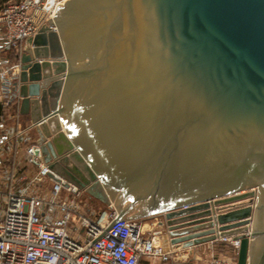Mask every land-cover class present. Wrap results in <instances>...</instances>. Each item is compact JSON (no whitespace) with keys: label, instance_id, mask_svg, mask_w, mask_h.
Segmentation results:
<instances>
[{"label":"water","instance_id":"water-1","mask_svg":"<svg viewBox=\"0 0 264 264\" xmlns=\"http://www.w3.org/2000/svg\"><path fill=\"white\" fill-rule=\"evenodd\" d=\"M14 86L53 181L173 249L264 264V0H67ZM162 225V222L160 223Z\"/></svg>","mask_w":264,"mask_h":264},{"label":"built area","instance_id":"built-area-1","mask_svg":"<svg viewBox=\"0 0 264 264\" xmlns=\"http://www.w3.org/2000/svg\"><path fill=\"white\" fill-rule=\"evenodd\" d=\"M67 0H14L0 10V122L16 103L15 83L21 72L22 43L44 26L55 30L53 15L60 3ZM17 59L6 62L4 55ZM5 61V63L3 62ZM14 120L15 136L23 137L25 164L35 170L30 179L27 173L19 174L14 166L8 185L0 182V264H187L188 256L167 249L134 219L118 221L107 231L105 228L117 217L114 208L95 218L83 214L79 202L81 191L73 186L65 187V181H53L44 163L36 140L26 137L34 126L23 127L17 114ZM20 153V152H19ZM1 157V155H0ZM14 157H18V152ZM30 168V169H31ZM16 179L28 180V187L15 191ZM51 181L49 198L43 199L26 191ZM31 185V186H30ZM46 210V211H45ZM228 242L235 257L209 258L205 264H236L239 240L222 238Z\"/></svg>","mask_w":264,"mask_h":264},{"label":"rangeland","instance_id":"rangeland-1","mask_svg":"<svg viewBox=\"0 0 264 264\" xmlns=\"http://www.w3.org/2000/svg\"><path fill=\"white\" fill-rule=\"evenodd\" d=\"M9 1H14V0H9ZM8 1V2H9ZM6 4V3H5ZM26 41V40H25ZM25 41L22 43L21 46V51L23 50V47L25 45ZM23 52V51H22ZM21 52V55H22ZM13 55L7 54L4 55L2 58L3 60H5L6 62H10L13 61L14 57H12ZM15 59H17V57H15ZM5 61H3L5 63ZM22 148V144H20L18 146V157H14L13 154L9 155V154H5L4 155V162H0V180H3V176H7V173L9 171L12 170V168L15 166L17 168V166L19 165L20 168V172H25L28 169H30L31 167L29 166H24L25 164V159H24V155L23 152L20 151V149ZM20 152V153H19ZM14 161V164H13ZM31 170H33V173L35 172L34 169L31 168ZM22 184V185H21ZM28 180H20L18 181V186L21 188H26L28 187ZM31 186V185H30ZM31 189H29V191H26V194L29 195H35L38 196L40 198H43L41 196H46L45 198H48L49 195V189H46L44 187L41 186V184H37L35 187L31 186ZM17 190L19 189L18 187L16 188ZM47 190V191H46ZM79 202L81 203V205L84 206V208L82 209L83 214H85L86 216H90V218H95L96 216L100 215L103 212H108V208L107 206L103 205L102 203L88 197L86 194H84L83 192H81V196L79 198ZM0 210H1V204H0ZM46 211V210H45ZM1 214V212H0ZM136 221H138L139 223H141L143 225V227L145 228L146 231H148V233L150 235H152L157 227L160 225L158 223L163 222V219L161 216H143V217H136V218H132ZM231 258V257H235L234 256V252L230 246V244L228 242H218L215 245H213V247L211 249H209L208 251H206L201 258H199L197 261L193 260L192 258H188L187 260V264H205L206 261L211 258ZM237 258V257H236Z\"/></svg>","mask_w":264,"mask_h":264},{"label":"crops","instance_id":"crops-1","mask_svg":"<svg viewBox=\"0 0 264 264\" xmlns=\"http://www.w3.org/2000/svg\"><path fill=\"white\" fill-rule=\"evenodd\" d=\"M16 103H14L11 108L8 110V112L6 113L5 117H4V122L1 121L0 122V162H4L5 158L4 155L7 153L9 155L13 154L15 155L16 152H18V146L20 144H22L23 146V137H16L15 136V129L13 130V127L15 125L14 120L12 118H15V115L17 114L20 118H22V125L23 127H27V125H29V121L28 118L26 116H22L19 114V109H18V100H15ZM3 114H5L4 112L2 113V111H0V116H2ZM26 137H30L33 140H36V136L34 133V130L32 131H28V133H26ZM14 164V161H13ZM19 166V165H18ZM24 173H27V177L28 179L31 178L33 170L28 169L27 171H25ZM23 172H19L17 178H19L20 174H24ZM8 174V173H7ZM8 180H9V175H5L3 176V180L0 182L3 185V189H5V187H7L8 185ZM12 188L15 191H20L23 189V187H19L18 186V180L16 179V181L11 184ZM22 185V184H21ZM42 187L49 189L51 187V181H49V179H46L42 184ZM19 188L18 190L16 188ZM47 191V190H46ZM49 192V191H48ZM43 197V199H48L45 198L46 196H41ZM111 208L115 207H110L108 208L109 210ZM116 210V209H115ZM117 211V210H116ZM160 225V227L158 226L155 232H158L157 236L155 237V239L159 242L162 243L167 249H172L174 251L179 252L180 254H185L187 255L189 258H192L193 260H198L199 258L202 257V255L208 251L209 249H211L213 247V245H215L218 242H221L222 238H218L215 242L213 243H207V244H203V245H199L196 247H192L189 249H183L182 247H179L178 249H173V246L170 244L169 239L166 237V232H165V227L164 224L162 222V225L160 223H158ZM228 239H233L232 236L226 237ZM172 264H176V263H172Z\"/></svg>","mask_w":264,"mask_h":264},{"label":"trees","instance_id":"trees-1","mask_svg":"<svg viewBox=\"0 0 264 264\" xmlns=\"http://www.w3.org/2000/svg\"><path fill=\"white\" fill-rule=\"evenodd\" d=\"M8 1L9 0H0V10L3 8V6L5 5V3H7ZM13 59L15 60V57Z\"/></svg>","mask_w":264,"mask_h":264}]
</instances>
